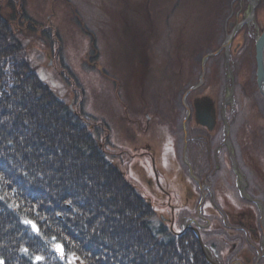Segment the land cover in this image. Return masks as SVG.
Returning a JSON list of instances; mask_svg holds the SVG:
<instances>
[{"label":"rangeland","instance_id":"rangeland-1","mask_svg":"<svg viewBox=\"0 0 264 264\" xmlns=\"http://www.w3.org/2000/svg\"><path fill=\"white\" fill-rule=\"evenodd\" d=\"M213 1L172 0L171 9L159 7V22L153 27L157 33L150 40L143 24L133 30L132 20L125 21L122 14L135 11L142 18V0H20L29 20H22L20 38L25 57L39 78L74 114L100 128L101 148L154 207L163 223L175 234L191 230L202 243L207 239V244L203 243L205 250L217 264H243L238 257L241 250L254 255L252 247L242 237L236 240L237 234L227 232L229 226H234L226 215L245 212L254 215L259 223L264 166L255 164L261 150L236 152L231 133H237L240 124L250 121L257 111L256 122L263 124L264 135V101L246 83L253 67L252 58L249 64L245 60L253 42L256 46L263 33L264 0H247V4L230 1L222 35L218 21L221 15L213 17V25L210 23ZM1 5L4 15L11 12L4 3ZM244 21L227 45L233 30ZM245 25L249 34L242 30ZM218 40L221 45L216 51L196 61V48L205 51ZM211 59L214 62H209ZM217 71L220 80L223 77L222 88L215 77L219 76ZM235 71L241 80L237 93ZM198 95L208 98L210 105L206 104L205 109L209 108L212 117L209 127L195 117L196 107L203 100H193L194 109L191 108L193 97ZM180 104L185 109L181 149L174 138V126L168 129L157 120H174L180 111L173 109ZM188 125L204 128L214 136V148L217 147L214 167L201 159L198 174L188 159V145L186 149L184 145L185 132L187 144L190 141ZM204 135L193 140H208ZM242 180L245 186H241ZM256 264H264V254Z\"/></svg>","mask_w":264,"mask_h":264},{"label":"trees","instance_id":"trees-1","mask_svg":"<svg viewBox=\"0 0 264 264\" xmlns=\"http://www.w3.org/2000/svg\"><path fill=\"white\" fill-rule=\"evenodd\" d=\"M230 1L234 0L212 3L209 19L213 25V17L221 15L220 35L223 21L230 14ZM19 2L0 0V6L4 3L11 11L6 15L0 11V264H210L195 234L191 230L173 233L112 163L101 148L100 128L74 114L36 74L25 57L20 38L22 20H27V14ZM171 2L142 0V18L127 10L122 13L123 18L132 20L133 30L143 24L146 36L152 40L157 33L153 27L159 22V7L163 6L165 11ZM242 4H247V0H242ZM137 21L141 23L136 26ZM205 27L206 42L208 26ZM242 30L246 32L249 28L245 25ZM253 44L245 59L249 64L252 58L253 67L246 83L264 101L255 82ZM220 45L218 40L205 51L196 48V61H202ZM217 73L219 76L215 77L220 80ZM234 74L237 93L241 80L236 71ZM201 96L193 97L192 110L193 100H208ZM183 109L182 104L173 109L180 113L170 122L157 117L164 127L174 126L173 137L180 149L184 143ZM257 113H253L250 121L244 120L240 130L232 131L231 136L236 152L261 150L256 158L263 163L255 164L264 166L263 124H257ZM204 130L188 125V159L195 173L201 159L214 167L215 138ZM204 134L208 140H193ZM224 149L228 152L225 146ZM26 221L35 224L39 234ZM201 233L204 238L205 232ZM203 240L206 245L207 239ZM57 245L63 246V257L56 250ZM37 257L41 258L39 262Z\"/></svg>","mask_w":264,"mask_h":264},{"label":"flooded vegetation","instance_id":"flooded-vegetation-1","mask_svg":"<svg viewBox=\"0 0 264 264\" xmlns=\"http://www.w3.org/2000/svg\"><path fill=\"white\" fill-rule=\"evenodd\" d=\"M200 106L202 105L200 104ZM263 175L261 176V179H263ZM261 182L262 184L264 183L263 181ZM261 203L262 208L261 211L259 209L258 224L256 223L257 218L249 213L243 212L237 216H234L232 214L226 215L227 221L234 226H229L227 232L237 234V236L235 237L236 240L242 237L245 242L247 241L246 245L248 243L252 247V251L250 252L254 253V255H251L248 252H244L243 249L241 250L242 252L238 257L243 264H256L260 255L264 254V246L262 245V240H264V197L261 199ZM235 238L234 241H236ZM259 243L261 244V247H259ZM235 248H237V246H235Z\"/></svg>","mask_w":264,"mask_h":264},{"label":"water","instance_id":"water-1","mask_svg":"<svg viewBox=\"0 0 264 264\" xmlns=\"http://www.w3.org/2000/svg\"><path fill=\"white\" fill-rule=\"evenodd\" d=\"M246 23V21L242 22L241 24H239L232 32L231 36L228 39L227 45L230 44V42L232 41L234 35L236 34V32L238 31V29L244 24ZM210 56H214V55H210ZM256 63H257V72H256V77H257V84H258V88L260 90V93L264 96V31L263 33L258 37L257 41H256ZM205 73V70H204ZM189 116V115H188ZM195 117L198 119V121L200 122V124L205 125L207 127H209V123L212 121V117L205 111L203 112L198 106L196 107V113H195ZM228 134V133H227ZM185 149L187 147V143H188V139H187V135L185 132ZM201 243V247L205 253V257L207 258L208 262L210 264H217L213 259H211V257L207 254L204 244L202 243V241H200Z\"/></svg>","mask_w":264,"mask_h":264},{"label":"snow or ice","instance_id":"snow-or-ice-1","mask_svg":"<svg viewBox=\"0 0 264 264\" xmlns=\"http://www.w3.org/2000/svg\"><path fill=\"white\" fill-rule=\"evenodd\" d=\"M26 223L31 224L33 230L36 231L37 234H39V229H38V227L35 224H33L31 221H26ZM56 250L60 253L61 257H63L65 255L63 246L57 245L56 246ZM36 259H37L38 262L41 260L40 257H37ZM73 259H75V257H73Z\"/></svg>","mask_w":264,"mask_h":264},{"label":"bare ground","instance_id":"bare-ground-1","mask_svg":"<svg viewBox=\"0 0 264 264\" xmlns=\"http://www.w3.org/2000/svg\"><path fill=\"white\" fill-rule=\"evenodd\" d=\"M200 104H201L202 106H200ZM200 104H198V107H199L203 112L206 111V112L210 115L209 108H206V109H205V105H206V104H209V102H207V101H201ZM209 105H210V104H209ZM228 135H229V133H228ZM233 156H235V154H234ZM237 173L240 175V177L242 176V173H240L239 170H237ZM241 186H245V183L243 182V180H242Z\"/></svg>","mask_w":264,"mask_h":264}]
</instances>
